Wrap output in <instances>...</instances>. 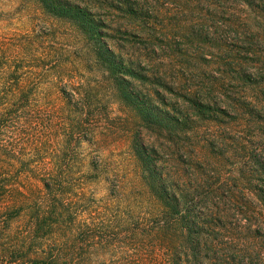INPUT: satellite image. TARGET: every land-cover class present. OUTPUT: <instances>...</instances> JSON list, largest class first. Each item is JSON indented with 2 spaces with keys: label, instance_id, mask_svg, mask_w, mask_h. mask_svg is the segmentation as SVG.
<instances>
[{
  "label": "rangeland",
  "instance_id": "374dc122",
  "mask_svg": "<svg viewBox=\"0 0 264 264\" xmlns=\"http://www.w3.org/2000/svg\"><path fill=\"white\" fill-rule=\"evenodd\" d=\"M0 48L47 57L32 108L84 208L142 232L158 168L210 264H264V0H0Z\"/></svg>",
  "mask_w": 264,
  "mask_h": 264
},
{
  "label": "trees",
  "instance_id": "16d2710c",
  "mask_svg": "<svg viewBox=\"0 0 264 264\" xmlns=\"http://www.w3.org/2000/svg\"><path fill=\"white\" fill-rule=\"evenodd\" d=\"M85 23L96 29L94 20ZM10 50L1 62L0 48V264H210L207 221L198 218V232L179 231L180 203L158 168H141L158 204L142 230L152 244L130 249L128 242L142 235L140 224L131 230L119 224L126 221L82 206L68 169L48 162V119L32 108L43 76L34 69L45 71L47 57ZM105 64L112 72L122 69L116 58ZM116 251L119 260L102 261Z\"/></svg>",
  "mask_w": 264,
  "mask_h": 264
}]
</instances>
